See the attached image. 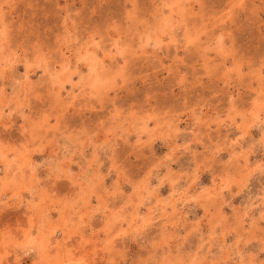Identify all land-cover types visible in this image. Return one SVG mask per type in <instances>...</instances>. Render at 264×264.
Wrapping results in <instances>:
<instances>
[{
    "label": "rangeland",
    "instance_id": "374dc122",
    "mask_svg": "<svg viewBox=\"0 0 264 264\" xmlns=\"http://www.w3.org/2000/svg\"><path fill=\"white\" fill-rule=\"evenodd\" d=\"M0 264H264V0H0Z\"/></svg>",
    "mask_w": 264,
    "mask_h": 264
}]
</instances>
